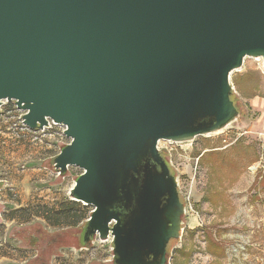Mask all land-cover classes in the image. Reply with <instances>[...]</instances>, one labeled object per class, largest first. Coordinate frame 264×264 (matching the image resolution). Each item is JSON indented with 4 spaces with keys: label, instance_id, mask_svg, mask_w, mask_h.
<instances>
[{
    "label": "water",
    "instance_id": "water-1",
    "mask_svg": "<svg viewBox=\"0 0 264 264\" xmlns=\"http://www.w3.org/2000/svg\"><path fill=\"white\" fill-rule=\"evenodd\" d=\"M246 58L264 64V0H0V107L65 128L55 169H82L70 196L94 207L82 245L111 239L114 264L169 263L186 206L159 143L235 121Z\"/></svg>",
    "mask_w": 264,
    "mask_h": 264
},
{
    "label": "rangeland",
    "instance_id": "rangeland-1",
    "mask_svg": "<svg viewBox=\"0 0 264 264\" xmlns=\"http://www.w3.org/2000/svg\"><path fill=\"white\" fill-rule=\"evenodd\" d=\"M261 62L246 58L231 74L240 113L235 121L193 142L159 143L186 206L168 264H264V135L246 101L264 97ZM24 114L15 101L0 107V264L35 254L16 238L25 229L64 237L63 248L53 246L51 264H114L111 239L95 236L82 247V229L94 207L70 196L82 169H55L54 158L71 142L64 127L32 130Z\"/></svg>",
    "mask_w": 264,
    "mask_h": 264
},
{
    "label": "flooded vegetation",
    "instance_id": "flooded-vegetation-1",
    "mask_svg": "<svg viewBox=\"0 0 264 264\" xmlns=\"http://www.w3.org/2000/svg\"><path fill=\"white\" fill-rule=\"evenodd\" d=\"M57 236L55 240L52 239V235H49L48 232L44 230L31 231L25 229L19 231L16 235V238H22L19 242L23 243L24 241L27 244L32 245L31 250L35 251V254L29 258L23 256L25 260L20 261L19 263L14 264H51L53 256V246L60 243L59 248H63L64 237Z\"/></svg>",
    "mask_w": 264,
    "mask_h": 264
},
{
    "label": "crops",
    "instance_id": "crops-1",
    "mask_svg": "<svg viewBox=\"0 0 264 264\" xmlns=\"http://www.w3.org/2000/svg\"><path fill=\"white\" fill-rule=\"evenodd\" d=\"M250 108L252 111L257 113V120L255 121L256 124L262 128V134L264 135V97L257 95L252 98L247 99Z\"/></svg>",
    "mask_w": 264,
    "mask_h": 264
},
{
    "label": "built area",
    "instance_id": "built-area-1",
    "mask_svg": "<svg viewBox=\"0 0 264 264\" xmlns=\"http://www.w3.org/2000/svg\"><path fill=\"white\" fill-rule=\"evenodd\" d=\"M258 60H260V59H258ZM259 69H260V71H261V73H262V75L264 77V64H263V62H261V64H259ZM49 124H50L49 127H51L52 125L56 126V124L53 123L52 121H50ZM64 131H65V128H64Z\"/></svg>",
    "mask_w": 264,
    "mask_h": 264
},
{
    "label": "trees",
    "instance_id": "trees-1",
    "mask_svg": "<svg viewBox=\"0 0 264 264\" xmlns=\"http://www.w3.org/2000/svg\"><path fill=\"white\" fill-rule=\"evenodd\" d=\"M232 99H233V101H234V103H235V105L237 106V102H236V100H235V96H234V94L232 95ZM238 108V107H237ZM85 209V208H84ZM83 216H84V214H83ZM83 216H79V219H82L83 218ZM72 224H68V226H71ZM215 243H213V242H210V245H211V247H215V245H214ZM82 247H83V245H82Z\"/></svg>",
    "mask_w": 264,
    "mask_h": 264
}]
</instances>
